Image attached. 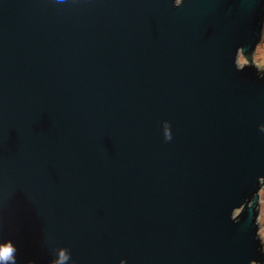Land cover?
Here are the masks:
<instances>
[{
    "label": "water",
    "instance_id": "95a60500",
    "mask_svg": "<svg viewBox=\"0 0 264 264\" xmlns=\"http://www.w3.org/2000/svg\"><path fill=\"white\" fill-rule=\"evenodd\" d=\"M263 20L264 0H0V264H264Z\"/></svg>",
    "mask_w": 264,
    "mask_h": 264
},
{
    "label": "rangeland",
    "instance_id": "374dc122",
    "mask_svg": "<svg viewBox=\"0 0 264 264\" xmlns=\"http://www.w3.org/2000/svg\"><path fill=\"white\" fill-rule=\"evenodd\" d=\"M251 62L254 63L259 69L264 66V20H263V28H262V38L261 41L256 46L254 52L251 54L250 63ZM238 63L240 65L244 63H248V59L240 54L238 57ZM257 208H258L257 223L259 225L258 235L261 239L264 248V182L261 184V187L258 191Z\"/></svg>",
    "mask_w": 264,
    "mask_h": 264
},
{
    "label": "clouds",
    "instance_id": "9594fccd",
    "mask_svg": "<svg viewBox=\"0 0 264 264\" xmlns=\"http://www.w3.org/2000/svg\"><path fill=\"white\" fill-rule=\"evenodd\" d=\"M181 5V0H175V6H180ZM264 127V126H262ZM163 132H164V137L165 139H170L171 138V132H170V128L168 125V122L165 121L164 122V127H163ZM0 248H10L11 251L7 256L4 257H0V259H13L11 253L14 251L13 247L11 246V244H6L3 246H0ZM69 260V253L64 249V248H59L58 249V254L56 256V258L52 261H50V264H66V262ZM27 264H33L32 261H28ZM120 264H125V261L122 259L120 261Z\"/></svg>",
    "mask_w": 264,
    "mask_h": 264
},
{
    "label": "snow or ice",
    "instance_id": "6c2138e0",
    "mask_svg": "<svg viewBox=\"0 0 264 264\" xmlns=\"http://www.w3.org/2000/svg\"><path fill=\"white\" fill-rule=\"evenodd\" d=\"M10 248H0V257L7 256L10 253Z\"/></svg>",
    "mask_w": 264,
    "mask_h": 264
},
{
    "label": "trees",
    "instance_id": "16d2710c",
    "mask_svg": "<svg viewBox=\"0 0 264 264\" xmlns=\"http://www.w3.org/2000/svg\"><path fill=\"white\" fill-rule=\"evenodd\" d=\"M250 57V56H249Z\"/></svg>",
    "mask_w": 264,
    "mask_h": 264
}]
</instances>
